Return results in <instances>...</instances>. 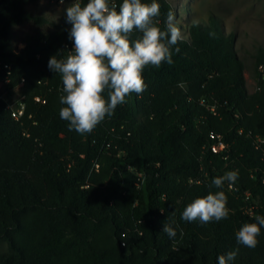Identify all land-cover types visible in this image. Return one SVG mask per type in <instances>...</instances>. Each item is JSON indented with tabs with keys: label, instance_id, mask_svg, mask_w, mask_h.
Here are the masks:
<instances>
[{
	"label": "trees",
	"instance_id": "trees-1",
	"mask_svg": "<svg viewBox=\"0 0 264 264\" xmlns=\"http://www.w3.org/2000/svg\"><path fill=\"white\" fill-rule=\"evenodd\" d=\"M38 1L0 0L6 97L22 82L25 105L15 121L0 100V264H216L235 249L233 264H264V228L255 248L235 239L242 224L264 216V52L248 94L233 35L211 16L187 24L170 48L173 63L145 66L144 91L82 135L60 118L61 75L47 67L50 56L71 50L70 25L42 29L47 21L25 9ZM158 3L154 23L166 30L174 11ZM24 24L34 30L16 51L11 29ZM139 35L134 29L130 39ZM232 170L234 186H211ZM221 190L226 219H181L194 198Z\"/></svg>",
	"mask_w": 264,
	"mask_h": 264
},
{
	"label": "clouds",
	"instance_id": "clouds-1",
	"mask_svg": "<svg viewBox=\"0 0 264 264\" xmlns=\"http://www.w3.org/2000/svg\"><path fill=\"white\" fill-rule=\"evenodd\" d=\"M64 12L65 23L70 25L67 35L72 50L64 58L50 56L47 67L61 75L60 118L68 122L69 131L83 135L111 117L130 93L144 91L145 66L173 63L170 48L182 39V34L171 13L166 30L156 26L154 18L160 15L158 0H121L119 5L115 0H72ZM134 29L140 35L130 39ZM237 179V170L228 171L214 177L211 186L222 189L228 182L232 187ZM227 202L223 190L210 191L188 203L181 219L201 223L226 219L230 211ZM254 219L255 223H244L235 232L238 245L256 247L264 216L256 215ZM162 232L169 238L177 235L172 223H163ZM237 254L238 249L218 255L216 264H233Z\"/></svg>",
	"mask_w": 264,
	"mask_h": 264
},
{
	"label": "rangeland",
	"instance_id": "rangeland-1",
	"mask_svg": "<svg viewBox=\"0 0 264 264\" xmlns=\"http://www.w3.org/2000/svg\"><path fill=\"white\" fill-rule=\"evenodd\" d=\"M174 11V22L185 37V26L192 22H204L208 16L217 19L225 34H232L235 55L244 65L245 90L251 94L256 89L254 65L264 52V0H166ZM69 3L58 4L56 0H40L26 6V11L47 21L42 27L52 31L54 25H65L64 9ZM31 24L11 29V41L14 49L21 48L24 35L33 32ZM19 90H14L11 99L18 98ZM6 250L0 244V253Z\"/></svg>",
	"mask_w": 264,
	"mask_h": 264
},
{
	"label": "built area",
	"instance_id": "built-area-1",
	"mask_svg": "<svg viewBox=\"0 0 264 264\" xmlns=\"http://www.w3.org/2000/svg\"><path fill=\"white\" fill-rule=\"evenodd\" d=\"M52 2V0H50ZM56 2L58 4H64V3H72V0H63V3L60 2V0H56ZM66 49H69L68 45H65ZM71 50H72V46H71ZM71 50H68V52H70ZM258 70L260 72H262V67H259ZM11 74V64H1L0 63V100H4L6 102V106L5 109L9 112V116L11 119L17 121L19 120L21 117H23L24 112H25V105L23 103V96L20 95V88L22 86V82L13 89L12 94L14 92V90L18 89L19 90V95L18 98L15 100L11 99V95H9V97H6V90H5V86L9 83V76ZM7 98H9V100L7 101ZM35 102H40L39 98H35L34 99ZM43 101H41L42 103ZM222 149V145H219L218 147H213L212 151L213 152H217V150H221Z\"/></svg>",
	"mask_w": 264,
	"mask_h": 264
}]
</instances>
